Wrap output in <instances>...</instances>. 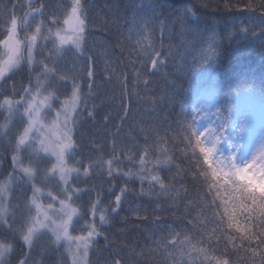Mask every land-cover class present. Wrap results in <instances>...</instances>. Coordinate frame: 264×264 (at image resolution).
<instances>
[{
  "label": "trees",
  "instance_id": "obj_1",
  "mask_svg": "<svg viewBox=\"0 0 264 264\" xmlns=\"http://www.w3.org/2000/svg\"><path fill=\"white\" fill-rule=\"evenodd\" d=\"M81 6L78 52L54 35ZM15 21L36 45L0 83V182L18 178L17 164L31 175L20 173L9 227L0 224V241L14 246L6 264L70 259L48 232L28 246L20 239L35 190L63 189L50 157L19 153L25 119L4 101L27 91L62 101L75 89L68 163L83 173L69 186L72 233L97 228L88 264H264V185L212 168L196 106L214 95L225 145L237 116L264 114V0H0V67Z\"/></svg>",
  "mask_w": 264,
  "mask_h": 264
},
{
  "label": "rangeland",
  "instance_id": "obj_2",
  "mask_svg": "<svg viewBox=\"0 0 264 264\" xmlns=\"http://www.w3.org/2000/svg\"><path fill=\"white\" fill-rule=\"evenodd\" d=\"M54 36L60 46H72L80 52L84 22L78 12H74ZM60 36H63L66 42H61ZM68 37H72V40L69 41ZM35 43L36 40L32 38L26 45L20 37L19 23L15 21L3 43L0 83L22 63L23 57L33 59ZM214 98L212 93L207 92L201 96L197 105L203 116L202 134L212 168L219 172L236 173L264 185V180L261 179L264 177V171L260 170L258 163L264 160V114L249 111L247 114L237 116L233 131L229 132L232 142L225 147L227 145L219 136L218 128L214 124L215 118L212 115ZM9 101L11 102H4L7 113L18 112L25 119L24 131L18 142L19 153L22 149L30 147L39 154L50 157L53 163L48 175L56 178L63 189L60 196L49 191L45 193L42 190H35L31 200L35 216L25 239L32 241L37 234L48 232L57 244L65 247L70 264H88L90 248L99 233L93 224L88 226L82 236L72 233L78 210L71 204L72 192L69 189L71 179L83 173L68 163V156L74 146L73 122L80 108L78 90L75 89L70 98L62 101H56L52 95L39 91H27L21 99ZM254 164L255 167H252ZM17 170V179L11 181L7 178L6 181L0 182V210L7 216L12 189L18 185V180L21 181L22 174L28 175V178L31 176L29 170L20 164H17ZM98 221L104 223V216L99 215Z\"/></svg>",
  "mask_w": 264,
  "mask_h": 264
},
{
  "label": "clouds",
  "instance_id": "obj_3",
  "mask_svg": "<svg viewBox=\"0 0 264 264\" xmlns=\"http://www.w3.org/2000/svg\"><path fill=\"white\" fill-rule=\"evenodd\" d=\"M258 163L260 164V170L264 171V160H261ZM252 167H255V164ZM249 170H251V168ZM261 179L264 180V177H261ZM0 224L9 227L7 223V215L3 210H0ZM20 239L25 246L32 243L29 239H25L23 237H20ZM13 251L14 246L12 244L0 241V264H6V258L9 257ZM19 264H23V261H20Z\"/></svg>",
  "mask_w": 264,
  "mask_h": 264
},
{
  "label": "snow or ice",
  "instance_id": "obj_4",
  "mask_svg": "<svg viewBox=\"0 0 264 264\" xmlns=\"http://www.w3.org/2000/svg\"><path fill=\"white\" fill-rule=\"evenodd\" d=\"M75 3H76V4H80V0H75ZM79 11H80V13H81V19L83 20L84 17H83V9H82V6H81V8L79 9ZM59 38H60L61 42H66V41H65V38H64L63 36H60ZM68 40H69V41L72 40V37H68ZM4 102H5V103H10L11 101H9V100L6 99ZM20 142H22V141H20ZM118 199H119V198H117V200H118Z\"/></svg>",
  "mask_w": 264,
  "mask_h": 264
}]
</instances>
